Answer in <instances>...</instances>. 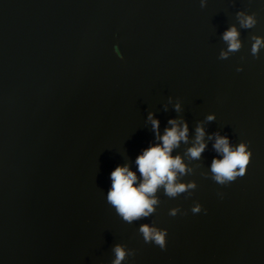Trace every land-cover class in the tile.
Segmentation results:
<instances>
[{
	"label": "water",
	"instance_id": "95a60500",
	"mask_svg": "<svg viewBox=\"0 0 264 264\" xmlns=\"http://www.w3.org/2000/svg\"><path fill=\"white\" fill-rule=\"evenodd\" d=\"M205 5L0 0V264H112L117 244L135 252L122 264H264V49L250 52L264 0ZM238 11L256 13V26L239 28ZM231 25L242 48L222 60ZM149 113L160 135L171 119L187 123L173 155L191 170L178 182L197 187L176 198L160 189L155 212L129 224L106 195L117 166L137 171L159 143ZM198 124L207 146L194 160L185 152ZM215 133L252 152L226 186L210 171L222 159ZM195 202L206 213L193 214ZM145 223L167 229L164 250L144 242Z\"/></svg>",
	"mask_w": 264,
	"mask_h": 264
},
{
	"label": "clouds",
	"instance_id": "9594fccd",
	"mask_svg": "<svg viewBox=\"0 0 264 264\" xmlns=\"http://www.w3.org/2000/svg\"><path fill=\"white\" fill-rule=\"evenodd\" d=\"M201 7H205V0H200ZM236 19L241 29H252L257 24L256 13H247L238 11ZM240 31L236 25H231L222 35L223 41L227 44V49L221 51L219 59H228L230 54L238 52L242 48ZM251 55L259 58L261 49H264V37L252 35L250 37ZM238 72L242 68L236 69ZM175 110H181L180 103L177 102ZM208 121L215 119L214 115H208ZM148 120L151 123L153 131L156 133V143L142 151L136 157L135 164L137 171L131 170L128 164L117 166L111 173V187L107 191L106 199L123 221L132 223L140 219H146L155 212V206L159 204L156 193L163 189L165 195L169 198L189 192L195 189V182H178L181 177L190 173V169L184 163L183 156L173 155L175 149H178L181 143H188L189 129L183 120L171 119L168 123L171 127L165 128L164 134L159 133V120L149 113ZM206 133L202 124H198L195 129V138L191 147L185 155L190 159L198 160L206 148L204 140ZM215 143L213 145L217 153L222 154V159L214 158L211 163L210 171L213 174L212 179L219 185L226 186L234 182L238 177L246 174L250 164L252 152L248 143L240 142L233 147L227 136H221L219 133L213 134ZM212 139V136H209ZM222 195V194H221ZM180 208H172L169 211L170 216H176L180 213ZM193 214H198L206 209L199 202H195L191 208ZM145 243H152L159 246L162 250L167 245V229L159 228L153 224L145 223L138 229ZM115 259L112 264H122L127 256H134L133 250H128L124 246L117 244L113 248Z\"/></svg>",
	"mask_w": 264,
	"mask_h": 264
}]
</instances>
